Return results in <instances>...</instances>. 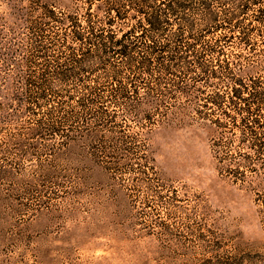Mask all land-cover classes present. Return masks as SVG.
I'll use <instances>...</instances> for the list:
<instances>
[{"label":"rangeland","instance_id":"rangeland-1","mask_svg":"<svg viewBox=\"0 0 264 264\" xmlns=\"http://www.w3.org/2000/svg\"><path fill=\"white\" fill-rule=\"evenodd\" d=\"M0 264H264V0H0Z\"/></svg>","mask_w":264,"mask_h":264},{"label":"trees","instance_id":"trees-1","mask_svg":"<svg viewBox=\"0 0 264 264\" xmlns=\"http://www.w3.org/2000/svg\"><path fill=\"white\" fill-rule=\"evenodd\" d=\"M157 22H158V19H157V17H155L153 23H157ZM121 41L122 40H118L117 44H119L121 47H124L125 48V46L123 45V43ZM234 96L235 97H241V95H240V88L239 87H235L234 88Z\"/></svg>","mask_w":264,"mask_h":264}]
</instances>
